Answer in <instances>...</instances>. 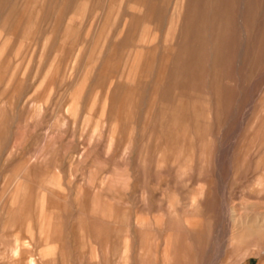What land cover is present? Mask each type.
Returning a JSON list of instances; mask_svg holds the SVG:
<instances>
[{"label": "rangeland", "instance_id": "1", "mask_svg": "<svg viewBox=\"0 0 264 264\" xmlns=\"http://www.w3.org/2000/svg\"><path fill=\"white\" fill-rule=\"evenodd\" d=\"M0 264H264V0H0Z\"/></svg>", "mask_w": 264, "mask_h": 264}, {"label": "bare ground", "instance_id": "2", "mask_svg": "<svg viewBox=\"0 0 264 264\" xmlns=\"http://www.w3.org/2000/svg\"><path fill=\"white\" fill-rule=\"evenodd\" d=\"M262 187H263V185H262Z\"/></svg>", "mask_w": 264, "mask_h": 264}]
</instances>
